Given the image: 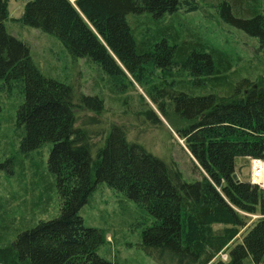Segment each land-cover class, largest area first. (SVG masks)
<instances>
[{"label": "trees", "instance_id": "1", "mask_svg": "<svg viewBox=\"0 0 264 264\" xmlns=\"http://www.w3.org/2000/svg\"><path fill=\"white\" fill-rule=\"evenodd\" d=\"M211 2L222 23L256 39L264 52V0ZM7 5L0 0V82L22 87L20 149L51 144L47 168L61 206L56 217L10 242L0 212V264H113L97 252L102 230L85 225L80 214L98 183L123 192L153 217L140 247L158 264H264V218L228 248L226 261L214 260L246 224L242 213L264 216L262 190L233 177L236 157L264 159V72L254 80L232 76L229 56L200 36L180 37L168 26L154 40L139 39L131 22L194 13L200 0H27L17 20L54 36L73 59L98 64L112 86L120 84L123 68L136 76L146 65L179 69L178 80L157 85L152 99L206 175L192 181L176 161L130 139L125 124L105 127L96 115L79 120L84 110L99 114L102 98L45 76L29 44L7 30ZM184 70L201 83L186 79ZM136 108L141 123H163L146 104ZM8 166L0 163V170Z\"/></svg>", "mask_w": 264, "mask_h": 264}, {"label": "rangeland", "instance_id": "2", "mask_svg": "<svg viewBox=\"0 0 264 264\" xmlns=\"http://www.w3.org/2000/svg\"><path fill=\"white\" fill-rule=\"evenodd\" d=\"M26 1L7 0V30L29 44L31 57L45 76L69 84L78 94H98L103 100V109L99 114L84 110L78 113L79 120L86 115H96L105 127L110 123L125 124L130 139L140 141L162 159L176 161L186 180L192 181L205 175L187 150L184 140L176 135L172 123L160 115L152 99L157 85L168 82L173 84L178 80L175 75L179 69L163 71L146 65L136 76L123 68L120 84L112 86L109 77L98 64L87 59H73L54 36L17 22ZM200 6L197 12H180L172 18L155 20L140 16L131 19L134 34L139 39L154 40V37L166 32L168 26L179 33L180 37L194 33L207 46L229 56L232 76L235 73L254 80L263 73L264 52L258 50L257 40L222 23L211 0H200ZM183 74L186 79H195L186 71ZM201 80L193 82L198 81L200 84ZM23 102L19 82H0V163L9 162L8 171L0 170V212L4 215V225L10 226L8 242L12 241L16 233L56 217L61 206L54 179L47 168L51 144H43L29 152L20 149L18 112ZM139 103L149 106L163 123L159 126L141 123L142 119L135 114ZM234 164L237 178L249 182V159L236 157ZM80 214L85 225L103 232L104 242L97 249L100 256L113 264H158L140 247L141 232L154 219L123 192L105 183H98ZM242 214L246 215V224L214 260L218 258L226 261L228 248L239 242L242 234L258 219L264 218L258 213ZM218 228H221L218 224L212 226L214 230Z\"/></svg>", "mask_w": 264, "mask_h": 264}, {"label": "built area", "instance_id": "3", "mask_svg": "<svg viewBox=\"0 0 264 264\" xmlns=\"http://www.w3.org/2000/svg\"><path fill=\"white\" fill-rule=\"evenodd\" d=\"M249 183L257 186L264 193V159H250Z\"/></svg>", "mask_w": 264, "mask_h": 264}, {"label": "water", "instance_id": "4", "mask_svg": "<svg viewBox=\"0 0 264 264\" xmlns=\"http://www.w3.org/2000/svg\"><path fill=\"white\" fill-rule=\"evenodd\" d=\"M233 177H234V178H237V176H236V175H234Z\"/></svg>", "mask_w": 264, "mask_h": 264}]
</instances>
